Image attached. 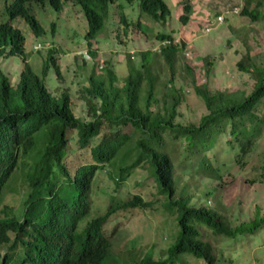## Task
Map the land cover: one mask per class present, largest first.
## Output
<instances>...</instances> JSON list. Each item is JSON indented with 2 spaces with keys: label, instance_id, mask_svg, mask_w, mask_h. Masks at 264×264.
<instances>
[{
  "label": "trees",
  "instance_id": "16d2710c",
  "mask_svg": "<svg viewBox=\"0 0 264 264\" xmlns=\"http://www.w3.org/2000/svg\"><path fill=\"white\" fill-rule=\"evenodd\" d=\"M6 1H11L5 4L10 18L0 21V57H23L26 52L25 36L12 20L22 18L35 37L44 35L33 8L46 1L58 11L67 2L81 6L88 23L85 38L89 47L104 28L112 4L121 22L130 25L124 6L116 4L118 0ZM139 1L145 16L160 23L172 13L165 0ZM237 4L228 11H234ZM183 5L179 21L186 25L192 7ZM250 6L251 0H244L233 15L240 14L252 22L264 19L262 2ZM225 20L235 23L227 14ZM157 38L161 43L169 42L158 51L167 65V81L172 88L162 83L156 51H143L141 65L128 54L123 79L104 61L105 76L97 77L99 62L94 52V68L82 94L92 116L88 122L75 115L68 92L56 95L48 86L51 66L61 75L56 65L57 48L48 54L40 75L27 63L15 86L0 69V264H184L186 256L205 264H225L217 256L212 236L233 243V254L241 251L235 247L238 242L261 241L264 215L257 211L251 220L234 225L223 211L207 206L205 201L242 175V167L263 139L260 106L264 100V66L256 63L250 48L239 61V69L254 79L248 95L211 91L193 81L208 113L197 125H185L177 117L186 81L177 78L175 67L186 47L178 45L171 34L161 33ZM206 63L208 67L212 64ZM230 152H235L230 161L222 159ZM251 166L264 181V162ZM137 168L140 171L136 172ZM99 172L118 178L112 177L114 190L99 189L110 198L103 214L91 204L93 194L98 193ZM134 172L152 179L162 198L149 201L141 195L121 193L117 199L109 193H118ZM18 179L20 191L13 188ZM206 179L216 186L208 183L206 193L197 195L200 191L195 184H204ZM20 192L23 205L17 212ZM149 207L174 216L169 247L159 257L154 251L142 257L129 249L115 251L112 235L104 229L110 214ZM3 248L10 251L2 253ZM254 248L264 253V247Z\"/></svg>",
  "mask_w": 264,
  "mask_h": 264
},
{
  "label": "rangeland",
  "instance_id": "374dc122",
  "mask_svg": "<svg viewBox=\"0 0 264 264\" xmlns=\"http://www.w3.org/2000/svg\"><path fill=\"white\" fill-rule=\"evenodd\" d=\"M165 1L172 13L166 22L160 23L151 16H145L147 14L141 11L139 0H134L132 3L118 0L116 4L124 6V14L130 25L126 26L121 22L120 17L115 14V5L112 4L104 28L96 36L91 47L88 46L85 38L88 32V23L79 4L67 2L64 9L60 11L53 8L48 1L37 4L33 8V13L45 29L44 35L39 38L35 37L29 25L22 18L18 17L12 20V25L21 29L25 36L26 52L23 57H0V69L15 86L27 63L40 75L46 65L48 54L52 48H57L56 65L60 68L61 75L58 76L56 67L51 66L47 76L48 86L56 95L68 92L75 115L88 122L92 120V116L88 112L86 102L82 99V94L83 86L88 84L94 68L92 53L95 52L98 55L99 64L95 73L97 77L104 78L105 76V70L102 68L104 61L109 63L118 78L123 79L122 77L127 73L128 54L136 64L141 65L140 54L143 51L149 49L156 51L155 62L162 73V83L171 89L172 86H169L167 81V65L158 51L162 47L161 40L157 38L161 33L171 34L178 45L184 44L186 47L184 55L178 58L175 67L177 78H183L186 81L177 121L185 125H197L208 111L202 98L195 92L193 81L199 87H207L211 91L245 92L248 95L253 90L254 79L248 73L242 72L238 63L250 48L256 63H261L264 66V19L252 22L240 14L233 15L237 12L228 10L231 9L230 6L237 3V0ZM257 1L263 3L260 10L264 9V0H251L250 8H253ZM6 3L10 4L11 1H0V21L10 18L6 12ZM183 3H188L192 7L190 21L186 25L179 21L180 9L182 12L184 10ZM217 13L229 15V19H234L235 23L225 21L220 26L219 20L216 19ZM213 20L219 24H212ZM138 22L139 25H136ZM125 30H127V34L124 32ZM86 53L90 55V59H85ZM206 61H210L211 66L208 67ZM187 65L190 67L189 71ZM260 116L264 119V100L260 106ZM262 126L263 139L242 167V175L233 180L229 186L220 188L213 194V197L207 198L205 201L207 206L223 211L234 225L251 220L257 211L264 215V181L259 180V173L255 172L256 168L251 166L257 161L264 162V124ZM234 153H226L222 159L230 161ZM77 170V167L73 168V175ZM138 171H140L139 168L136 169V172ZM112 177L118 180L115 175L110 176L104 172H99L97 176L98 185L95 190L98 193L93 194L91 204L100 214L106 211L110 198L99 193V189L107 187L114 190L116 184ZM127 179V181H123L118 193L114 191L109 193L116 196L117 199L121 193L123 195L130 194L131 197L141 195L149 201L162 198L157 195L153 180L148 176H141L134 172ZM143 181L144 184H141ZM208 183L211 184L206 179L204 184H195L200 191L197 195L206 193L209 188ZM211 185L216 186V182ZM13 188L20 191L19 179ZM23 197V193L20 192L17 212L22 209ZM120 198L124 197L120 196ZM174 219V216L150 207L146 210L130 208L119 210L115 214L111 213L104 229L107 234L112 235L115 251L133 250L138 257L154 251L159 257L171 244L170 236L175 228ZM212 237L217 256L218 258L222 257L225 264L230 261L233 262L232 264H264L262 259L264 253H257L254 248L264 247V232L260 234L261 241L258 244L247 240L238 242L235 247L241 251L235 254L232 253L234 251L233 243H224L221 239ZM248 247L252 250L246 249ZM6 251H10V249L3 248L1 250L2 253ZM256 258L259 262L255 260ZM184 264L205 263L201 259L186 256Z\"/></svg>",
  "mask_w": 264,
  "mask_h": 264
},
{
  "label": "built area",
  "instance_id": "2783aa9c",
  "mask_svg": "<svg viewBox=\"0 0 264 264\" xmlns=\"http://www.w3.org/2000/svg\"><path fill=\"white\" fill-rule=\"evenodd\" d=\"M239 10V7H235L234 8V12H237ZM217 20H219V22H220V25L221 24H223L224 23V14H221V15H219L218 17H217ZM219 24L217 21H214L212 24ZM169 42L168 41H165V42H163L162 43V45H165V44H168Z\"/></svg>",
  "mask_w": 264,
  "mask_h": 264
},
{
  "label": "clouds",
  "instance_id": "9594fccd",
  "mask_svg": "<svg viewBox=\"0 0 264 264\" xmlns=\"http://www.w3.org/2000/svg\"><path fill=\"white\" fill-rule=\"evenodd\" d=\"M237 3H239V5H238L237 7L240 8V7L243 6V4H244V0H237ZM238 11H239V10H238ZM238 11H237V12H238ZM221 14H224V19H225V13H220V14H218V16L221 15ZM218 16L216 15V19H217ZM225 21H226V20H224V23H225ZM213 22H214V20H213ZM213 22H212V23H213ZM224 23H223V24H224ZM223 24H221V25H223ZM221 25H220V26H221ZM161 44H162V43H161ZM84 57H85V59H90V55H88V53H86V54L84 55Z\"/></svg>",
  "mask_w": 264,
  "mask_h": 264
},
{
  "label": "bare ground",
  "instance_id": "6f19581e",
  "mask_svg": "<svg viewBox=\"0 0 264 264\" xmlns=\"http://www.w3.org/2000/svg\"><path fill=\"white\" fill-rule=\"evenodd\" d=\"M236 4H237V3H236ZM236 4H235V5H236ZM238 4H239V3H238ZM238 4H237V5H238ZM242 9H243V8H242Z\"/></svg>",
  "mask_w": 264,
  "mask_h": 264
}]
</instances>
